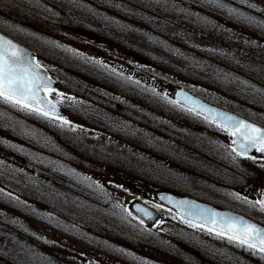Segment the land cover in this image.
<instances>
[{"label": "rangeland", "instance_id": "374dc122", "mask_svg": "<svg viewBox=\"0 0 264 264\" xmlns=\"http://www.w3.org/2000/svg\"><path fill=\"white\" fill-rule=\"evenodd\" d=\"M121 1L122 15H129L130 7L133 15H147V48L129 46L153 64L150 73L170 88L183 87L264 126L260 74L264 73V0ZM50 4L0 0V31L37 52L38 62L58 82L50 97L65 112L50 117L0 102V264H85L75 254L87 258L88 264H135L134 253L146 255L145 264H179L172 248L176 243L202 251L213 264H264V253L194 227L160 205L154 195L163 189L214 201L215 187L194 162L206 158L199 148L217 153H211L217 158H239L232 150L231 135L176 104L155 85L136 92L140 85L115 70H95L100 61L94 48L129 61L123 57L128 43L111 37L101 42L94 29L86 34L81 27L94 22L85 13L76 18L81 24L50 19ZM222 18L232 27L218 24ZM47 39L74 50L83 45L90 55L48 53ZM251 68L259 76L254 77ZM236 73L241 75L237 86L231 81ZM85 79L95 84H86ZM144 93L148 98L142 97ZM135 98L139 105L143 98L148 113L145 145L115 129L98 134L102 127L90 119L83 128L64 123L69 117L81 119L82 111H101L102 104L109 106L105 101L114 99L109 108L114 126H128ZM87 130L101 139L83 143L80 137ZM180 153L189 162L179 160ZM259 162L264 164L254 163ZM134 199L160 212L157 224L150 227L129 210L126 202ZM251 210L243 212L264 223V211ZM188 256H179L183 264H191Z\"/></svg>", "mask_w": 264, "mask_h": 264}, {"label": "flooded vegetation", "instance_id": "af4514ba", "mask_svg": "<svg viewBox=\"0 0 264 264\" xmlns=\"http://www.w3.org/2000/svg\"><path fill=\"white\" fill-rule=\"evenodd\" d=\"M49 1H51V4L49 6L50 14L48 16L50 17V19L51 18L57 19L62 24H68V23L73 24L74 22H78L77 24H81L82 22L76 20V18H78L81 15V13H85V16L88 18V20H92L94 22L93 26L82 24L83 26L81 28L85 30L86 34L90 32L89 31L90 29H94V31L97 34L98 40L99 41L101 40V42H106L111 37L112 39L122 41L125 44L128 43L127 46H124L125 48L124 47L122 48L126 49L123 52V57L124 58L127 57L129 61H122L117 57L112 56L109 53H106V51H102L100 49L94 48V52L98 54V59L100 61L99 64L96 63L97 65H95V70L97 68L98 72L100 71L103 72L105 69H113L120 75L125 76L128 82L130 81L131 84L137 83V85H140V88L137 89L136 92H138V90L140 91V89H142L143 92L144 88L142 87L144 85L147 91L148 85L150 84V85H155L158 89L160 88L163 89L164 92L166 93V96L168 98H172L171 93L174 92L177 87L170 88V86L167 85L166 81L160 80L154 74L150 73L149 69L153 67V64L148 59H146L142 55V53L134 50L132 46H129V45H134L136 48H141V49L147 48L145 45V40L147 38V24H148L147 22L148 19L146 18L147 16L146 14L133 15V13H131L133 12V9L130 7L128 8L130 14L126 16L122 15L124 13V8L121 7L122 4L121 0H94V2L88 0L90 4L88 2L86 3L85 0H62L61 3H59V0H49ZM84 3L87 4V6L84 5L82 6V4ZM189 8H194V6L192 5ZM94 12H96V14H91ZM125 12H127V9H125ZM150 17L152 19L153 17L155 19L158 18V16L156 15ZM217 22L218 24L226 28L230 27L229 22L223 20V18L217 20ZM46 42H49L51 45V48L49 46L48 50L45 49L48 51V53L50 51L55 54L81 55L86 57H89L90 55L89 53L90 51L86 49V47H84L83 45H80V47H76L77 49L74 50L70 48H65L64 44H62V42H59L58 40L48 41L47 39ZM101 55H103V57ZM139 71L150 74L151 76L156 78V81H151L149 79H146L145 76ZM85 80L87 81V82L85 81L86 84H90V85L92 84V86L95 84L93 83L94 81H90L89 79H85ZM142 97L148 98V95L146 96L144 93ZM143 98L140 99L141 105L138 104V100L136 98H135L136 99L135 104L131 103L130 109L128 111V113L131 116V121L129 122L128 126H119V127L114 126L116 122L114 121L115 119L112 116L113 113L107 109H104L103 111L91 112L86 110L79 112L78 115L79 117L82 118L77 119V121H75L74 117H69L66 120L67 125L70 126L71 124L76 123L77 125H80L82 127L87 124L86 120L90 119L93 120L96 124L100 125V127H102V130L100 129L101 132H98V134H102V135L111 134L112 131L115 129V130H119L124 134H127L129 136L130 141L136 144L140 143L141 145H145L147 144L148 141V130H147L148 113L143 106L144 104ZM113 101L115 100L112 99L110 101H105V102L111 103ZM107 130H109L110 132H108ZM94 134L96 133L91 131L89 132V130H87L86 132H83V138L80 137V139L83 143L84 142L86 143V141H91V139L94 140V143H97L101 139L102 135L96 134L94 136ZM195 147L197 149V147L199 148L200 146L195 145ZM198 150L206 158L205 160L203 158H202L203 160L200 159L196 160L195 161L196 163L194 162L195 166L194 165L193 166L197 168L196 165L197 164L200 165L197 168V170H200L204 178L205 179L208 178L209 181L207 182L212 183L213 186L215 187L214 191L217 194V197H215L216 201L215 200L213 201V199L209 200L204 197H198L191 193H184L179 191H175L174 193L181 197H195L200 200L212 203L219 207L224 206L223 203H228L231 205V207H221V208L231 209L243 213L245 215L248 214L243 212V209L249 212H254L251 210L253 206L252 203H249V201L255 202L257 200H261L264 194V164H262L263 165L262 167V165H260L261 164L260 162L259 165L255 164L254 162L255 160L264 162V154L255 150L253 155L247 157L238 155L239 158L230 161L225 158H217L211 156V153L215 155H217V153L214 152L208 153L206 149L199 148ZM178 151L183 153L181 148ZM183 154L188 156L185 153ZM179 155L181 156L178 158L179 160H181L182 162L188 161L187 159H183V155L181 153ZM218 155L221 154L218 153ZM253 157L255 158L253 159ZM65 161H69V159L65 158ZM111 172L114 175L115 174L120 175L119 172H117L115 169H111ZM178 173L181 174L180 172H177L176 175H178ZM194 174L198 175L195 170H194ZM228 193L229 195H226ZM244 205H246V208H243ZM250 217L255 219L252 216ZM206 245L208 246L210 244H206ZM159 247L163 249V247L161 246ZM172 248L173 250H176L175 259L178 260L179 264H183L179 257L182 254L187 256L189 255L188 257H190L191 259L190 258L188 259L191 260V264H213V261L210 259L209 256H207V254L202 253V251L197 250L196 248L187 247L185 245L182 247V243H176V245L172 246ZM129 253L130 255L132 254L131 252ZM75 255L78 258H80V260H82L83 263L85 264L89 263V260L87 258H84L83 256H80L78 254ZM147 260L149 259L146 255L143 256L142 254L140 255L138 253L136 255L134 253V257L131 261L134 262L135 264H139V263L145 264V261Z\"/></svg>", "mask_w": 264, "mask_h": 264}, {"label": "snow or ice", "instance_id": "6c2138e0", "mask_svg": "<svg viewBox=\"0 0 264 264\" xmlns=\"http://www.w3.org/2000/svg\"><path fill=\"white\" fill-rule=\"evenodd\" d=\"M34 61V57L28 59V54L11 40L0 36V102L48 116L49 112L39 107L45 100L38 94L45 89L52 91L51 82L40 75L37 71L40 65ZM212 122L237 137L232 141V144L237 146L232 149L237 155L246 154L252 148L264 153V128L224 113H216ZM249 203L264 211V199ZM207 223L212 225L207 229L209 232L215 231L217 236L226 237L256 252L264 253V228L241 217L224 216L218 222L215 213L211 214Z\"/></svg>", "mask_w": 264, "mask_h": 264}, {"label": "water", "instance_id": "95a60500", "mask_svg": "<svg viewBox=\"0 0 264 264\" xmlns=\"http://www.w3.org/2000/svg\"><path fill=\"white\" fill-rule=\"evenodd\" d=\"M0 36H4L5 38L11 40L20 49L24 50V52L28 54V59H31L32 57H34L35 58L34 62H38L37 54L34 50L14 40L13 38L4 34L1 31H0ZM109 59H112V58H109ZM39 65L40 67L37 69V71L40 73L42 77L46 78L47 80L51 82L50 88L52 90L56 89L58 87L57 81L50 75V72L48 71L46 67H44L40 63ZM141 73L145 76L146 79H149L151 81H156V78L151 76L150 74H147L145 72H141ZM48 92L49 91L45 89L38 94L39 97H43L45 100V103H42L41 105H39V107L43 109L44 111H48L50 116L59 117L63 114V109L59 104H57L54 100H52L49 97ZM173 97H174V100L178 102L179 104L199 114H202L211 120H212V117L216 113H224V114H227L228 116H233L237 119L244 120L258 127L264 128L263 126L249 119H246L236 113H233L226 109L215 106L185 89L179 88L175 90V92H173ZM217 121L219 122V117H217ZM236 138L237 137L232 136V141ZM233 147H237V146L233 145ZM237 150L242 151L240 149H237ZM254 151H255L254 148L249 149L247 153L243 155L245 156L251 155ZM155 197L163 205L175 210L183 219L194 222L199 225H202L206 228L212 227V225L207 223V220L211 217L212 213L216 214V220L218 222L224 216L241 217L245 221L254 223L257 226L264 228L263 224L241 213H238V212H235L229 209H222L208 202L201 201L193 197H181L167 190H156ZM263 199H264V194H263ZM128 206H129V209L133 212V214H135L137 217L144 220L150 225L155 224L159 219V216H160L159 213L155 209H153L152 207H150L149 205H147L146 203L140 200L129 201Z\"/></svg>", "mask_w": 264, "mask_h": 264}, {"label": "trees", "instance_id": "16d2710c", "mask_svg": "<svg viewBox=\"0 0 264 264\" xmlns=\"http://www.w3.org/2000/svg\"><path fill=\"white\" fill-rule=\"evenodd\" d=\"M231 57L229 56L228 57V59L229 60H231L230 59ZM250 70H252L253 71V76L255 77V76H259V74H257V71L258 70H255L254 71V69L253 68H251ZM260 74L264 77V73H261L260 72ZM231 75V74H230ZM242 77H243V75H242ZM231 81H235V85L237 86V82H239V83H241V75L239 74V73H236V75H232L231 76ZM244 78V77H243ZM261 78V77H260ZM237 81V82H236ZM240 85V84H239ZM248 90V89H247ZM263 90H264V87H263ZM240 93H242V92H246V90H242V89H240V90H238ZM250 92V91H249Z\"/></svg>", "mask_w": 264, "mask_h": 264}]
</instances>
